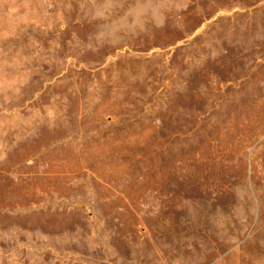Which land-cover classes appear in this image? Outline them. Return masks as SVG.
<instances>
[{"label": "rangeland", "instance_id": "374dc122", "mask_svg": "<svg viewBox=\"0 0 264 264\" xmlns=\"http://www.w3.org/2000/svg\"><path fill=\"white\" fill-rule=\"evenodd\" d=\"M0 264H264V0H0Z\"/></svg>", "mask_w": 264, "mask_h": 264}]
</instances>
